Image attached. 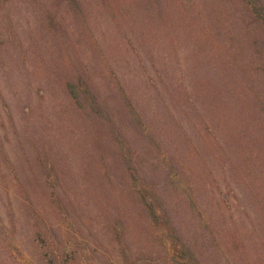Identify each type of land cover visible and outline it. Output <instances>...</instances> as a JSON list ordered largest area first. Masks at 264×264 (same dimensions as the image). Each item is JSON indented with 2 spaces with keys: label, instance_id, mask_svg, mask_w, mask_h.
<instances>
[{
  "label": "rangeland",
  "instance_id": "rangeland-1",
  "mask_svg": "<svg viewBox=\"0 0 264 264\" xmlns=\"http://www.w3.org/2000/svg\"><path fill=\"white\" fill-rule=\"evenodd\" d=\"M135 183L200 264H264L262 25L242 0H0V264H175Z\"/></svg>",
  "mask_w": 264,
  "mask_h": 264
},
{
  "label": "trees",
  "instance_id": "trees-1",
  "mask_svg": "<svg viewBox=\"0 0 264 264\" xmlns=\"http://www.w3.org/2000/svg\"><path fill=\"white\" fill-rule=\"evenodd\" d=\"M243 4L247 7L248 12L252 14L255 19L262 25L264 28V1L262 0H242ZM65 89L70 96L71 100L78 106L87 105L94 114L101 116L102 118H107L106 106L101 105L96 99L93 93L89 91V88L82 84L79 81H67L65 83ZM100 101V100H99ZM122 106L128 112L129 118L140 125V120L138 116L135 114V110L132 108L131 104L128 102L127 98L124 97L121 99ZM138 121V122H137ZM117 126V125H116ZM117 130V142L121 156L125 161L127 166V172L131 174L133 178L134 173L138 177V171L136 167L132 164L134 163L131 159L133 157L127 156L126 151L129 150L130 146L124 137V133L120 127L114 128ZM126 149L122 150L123 148ZM129 170V171H128ZM133 172V173H132ZM145 183H135V190L138 192L139 199L144 206L146 212L156 225L162 226L165 229L166 235L169 237L171 241V245L173 247V255L172 260L175 264H200L197 257L193 253V251L185 245L177 232V229L172 224L170 217L163 211H161L157 205L158 199L157 196L152 192L149 187L144 185Z\"/></svg>",
  "mask_w": 264,
  "mask_h": 264
}]
</instances>
